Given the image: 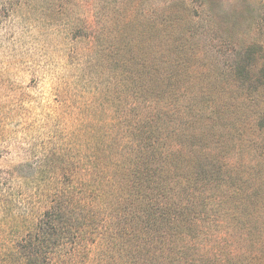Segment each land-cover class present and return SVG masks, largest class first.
Returning <instances> with one entry per match:
<instances>
[{
    "label": "rangeland",
    "instance_id": "rangeland-1",
    "mask_svg": "<svg viewBox=\"0 0 264 264\" xmlns=\"http://www.w3.org/2000/svg\"><path fill=\"white\" fill-rule=\"evenodd\" d=\"M62 124L103 264L264 262V0H0V169Z\"/></svg>",
    "mask_w": 264,
    "mask_h": 264
},
{
    "label": "trees",
    "instance_id": "trees-1",
    "mask_svg": "<svg viewBox=\"0 0 264 264\" xmlns=\"http://www.w3.org/2000/svg\"><path fill=\"white\" fill-rule=\"evenodd\" d=\"M63 127L49 130V140L39 150L0 169V264H103L114 251L117 240L106 242L107 227L100 218L101 188L93 184V147L84 149L94 141L79 142L81 155L72 152L75 146L68 153L67 138L59 134ZM64 158L73 165L69 173L51 164L64 165ZM97 218L102 224L98 231L92 225Z\"/></svg>",
    "mask_w": 264,
    "mask_h": 264
}]
</instances>
